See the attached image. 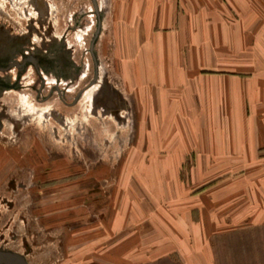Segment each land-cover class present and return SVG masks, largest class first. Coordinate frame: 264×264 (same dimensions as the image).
Returning <instances> with one entry per match:
<instances>
[{
    "label": "rangeland",
    "instance_id": "1",
    "mask_svg": "<svg viewBox=\"0 0 264 264\" xmlns=\"http://www.w3.org/2000/svg\"><path fill=\"white\" fill-rule=\"evenodd\" d=\"M141 1L163 2L167 10L172 6L177 24L193 21L191 0H0V251L17 254L26 264L73 263L78 238L84 235L91 248L90 261L83 264H108L104 255H109L115 237L107 238V231L101 241H93V226L82 225V219L128 217L131 203L121 196L125 199L135 184L132 173L145 164L138 158L142 145L154 138L212 145V161L197 159L198 151L191 148L179 164L178 178L190 188L214 187L213 205L194 208L191 218L212 224L215 264H241L237 255L229 261L240 242L230 232L249 227L225 225L228 216L240 219L241 211L226 210L216 198L223 174L229 171L236 181L238 172H246L252 179L260 165L222 162L220 147L227 134L236 139L238 121H264V108L247 102L227 112L219 103L189 108L191 113H180L178 107L168 113H142L141 95L149 90L142 66L146 35L121 33L132 21L126 15L137 11ZM217 1L228 6L237 2ZM255 1L264 8V0ZM237 20L228 18L231 26L238 25ZM183 36L190 38L177 34ZM231 37L230 63L222 65L216 58L213 69L202 73L253 76L254 62L248 56L246 61L238 58L239 49L260 43L264 49V34ZM260 64L264 67V59ZM192 70L186 71L192 74L190 81H177L173 75L171 81H176L165 89L204 90L213 83V89L220 90L224 84L219 79L195 80L199 73ZM229 86L238 89L232 79ZM258 226H263L258 232L264 243V224ZM95 243L103 248L96 259ZM257 258H246L245 263ZM177 259L171 253L143 264H180Z\"/></svg>",
    "mask_w": 264,
    "mask_h": 264
},
{
    "label": "crops",
    "instance_id": "2",
    "mask_svg": "<svg viewBox=\"0 0 264 264\" xmlns=\"http://www.w3.org/2000/svg\"><path fill=\"white\" fill-rule=\"evenodd\" d=\"M232 3L228 6L219 4L217 0H191L195 8L191 13V25L177 24V13L172 6L165 9L163 2L156 5V2L141 1L137 11L133 10L130 15H126L132 21L121 28V33L146 35L142 47V66L143 80L148 83L149 90L143 91L141 95L142 106L145 108L142 113H168L176 107L180 113H191L189 108H200L206 104L214 107L219 103L227 112H230L231 107L241 108L247 102L255 108H264V67L260 64L264 59V49L261 43L249 49H239L238 58L246 61L248 56V60L254 62L252 77L235 78L202 73L204 69H213L216 58L221 60L222 65L230 63L231 42H234L231 35L264 34V8L259 2L237 0ZM230 17L238 19V25L231 26L228 21ZM178 33L190 34V38L183 36L179 39ZM247 50H251V53H247ZM192 68L199 73L194 76L195 80L200 78L213 82L219 79L224 83L221 89L214 90L213 83L211 88L204 90L196 88L176 92L165 89L168 82L176 81L175 77L171 81L170 76L173 75H177V81H190L192 74L186 71L191 72ZM231 79L237 81V90H230ZM236 126L238 132L235 140H230L229 134L222 139L221 161L257 162L260 165L259 171L256 170L252 179L246 172H238L236 181H231L233 178L229 171L223 174L219 183L221 194L216 200L219 202L220 198L226 210L233 208L241 211V217L236 221L227 217L225 225L229 228L263 225L264 121H238ZM191 148L198 151L197 159L212 161L215 156L211 144L201 142L193 146L183 138L148 140L142 145L138 157L145 164L141 170L135 169L132 173L134 186L124 193L125 199L123 194L121 196L122 201L127 199L131 203L128 217L114 215L93 221L82 219V225L93 226V241H101L107 231V238L115 237L107 249L109 255H104L109 259L108 264H143L169 257L171 253L178 257L180 264H215L211 244L214 231L209 228L212 224L207 219L191 218V210L194 208L208 209L213 205L214 187L190 188L183 185L182 181L179 182L178 178L179 164L185 161ZM115 212L118 215V207ZM119 235L122 237L118 239ZM86 237L78 238L80 243L74 256L77 259L69 264L90 261L87 257L90 256L88 252L91 247L87 246ZM101 246L95 243L93 258L101 257Z\"/></svg>",
    "mask_w": 264,
    "mask_h": 264
},
{
    "label": "trees",
    "instance_id": "3",
    "mask_svg": "<svg viewBox=\"0 0 264 264\" xmlns=\"http://www.w3.org/2000/svg\"><path fill=\"white\" fill-rule=\"evenodd\" d=\"M261 227H249L247 229L242 230H234L230 232V235H237L239 242V249L233 251L232 256L229 258V261L233 258V256L237 255L242 257L241 264H246V258L255 259L257 258V262L250 264H264V243L260 242L262 240V236L260 237L259 230L261 231ZM226 234H229L226 232ZM221 236V235H220ZM220 236H217L216 239ZM225 236V235H224ZM259 237V238H258ZM258 238V240H255ZM259 242V243H256ZM256 243V244H255ZM214 248V247H213ZM215 257L217 256L216 251L213 249ZM255 254H258L257 256Z\"/></svg>",
    "mask_w": 264,
    "mask_h": 264
},
{
    "label": "water",
    "instance_id": "4",
    "mask_svg": "<svg viewBox=\"0 0 264 264\" xmlns=\"http://www.w3.org/2000/svg\"><path fill=\"white\" fill-rule=\"evenodd\" d=\"M0 264H26V262L17 254L0 251Z\"/></svg>",
    "mask_w": 264,
    "mask_h": 264
}]
</instances>
